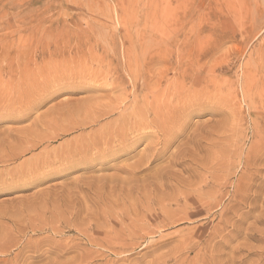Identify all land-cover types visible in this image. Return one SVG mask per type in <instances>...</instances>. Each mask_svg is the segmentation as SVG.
Segmentation results:
<instances>
[{
  "label": "rangeland",
  "instance_id": "374dc122",
  "mask_svg": "<svg viewBox=\"0 0 264 264\" xmlns=\"http://www.w3.org/2000/svg\"><path fill=\"white\" fill-rule=\"evenodd\" d=\"M263 51L264 0H0V264H264Z\"/></svg>",
  "mask_w": 264,
  "mask_h": 264
},
{
  "label": "bare ground",
  "instance_id": "6f19581e",
  "mask_svg": "<svg viewBox=\"0 0 264 264\" xmlns=\"http://www.w3.org/2000/svg\"><path fill=\"white\" fill-rule=\"evenodd\" d=\"M120 15V14H119ZM66 25V24H65ZM164 49V48H163ZM167 49V48H166ZM169 50V49H168ZM164 52H165V50H163ZM187 51V50H186ZM124 52H126V51H124ZM130 52V51H129ZM132 52H133V50H132ZM167 52V51H166ZM169 52H170V50H169ZM188 52V51H187ZM264 52V51H263ZM154 53V52H153ZM128 54V53H127ZM151 54H152V52H151ZM159 54V53H158ZM161 54V53H160ZM189 55H191L190 53H188ZM148 55H150V54H148ZM162 55V54H161ZM160 55V56H161ZM188 55V56H189ZM200 55V54H199ZM129 56V55H128ZM147 56V55H146ZM151 56H153V55H151ZM163 56V55H162ZM201 56V55H200ZM148 57V56H147ZM147 57H145L144 59H146ZM166 57V56H165ZM164 57V58H165ZM190 57H192V56H190ZM261 57V56H260ZM156 57H154V59H155ZM148 59H149V57H148ZM150 59L152 60L153 58H151L150 57ZM153 59V60H154ZM159 59V58H158ZM191 59H193V58H191ZM147 60V59H146ZM152 60V61H153ZM157 60V59H156ZM162 60V59H161ZM161 60L159 59V61L161 62ZM200 60V59H199ZM264 60V59H263ZM142 61V60H141ZM260 61V60H259ZM150 62V61H149ZM182 61H179V63H181ZM188 62H189V60H188ZM198 62V61H197ZM196 62V63H197ZM125 63V62H124ZM127 63V62H126ZM135 63V62H134ZM142 63V62H141ZM193 63V62H192ZM191 63V64H192ZM264 63V62H263ZM122 64V63H121ZM131 64H132V62H131ZM131 64H129V65H131ZM144 64V63H143ZM147 64V63H146ZM149 64V63H148ZM151 64V63H150ZM154 64H156V63H154ZM183 64V63H182ZM181 64V65H182ZM189 64V63H188ZM194 64V63H193ZM261 64H262V62H261ZM128 65V64H127ZM133 65V64H132ZM136 65V64H135ZM145 65V64H144ZM140 66V65H139ZM147 66V65H146ZM186 66H187V63H186ZM185 66V67H186ZM189 66V65H188ZM257 66H258V64H257ZM263 66V65H262ZM142 67H144V66H142ZM150 67V70H151V66H149ZM182 67V66H181ZM183 67H184V65H183ZM184 67V68H185ZM153 68V67H152ZM202 68V67H201ZM258 68V67H257ZM127 69V68H126ZM153 69H155V68H153ZM153 69H152V71H153ZM179 69H181V68H179ZM134 70V69H133ZM139 70V69H138ZM142 70V69H141ZM150 70H148V71H150ZM129 71V70H128ZM131 71V70H130ZM137 71V70H136ZM146 71H147V69H146ZM151 71V72H152ZM184 71V70H183ZM188 71V70H187ZM198 71L199 70H197V73H198ZM211 71V70H210ZM142 72V71H141ZM178 72H181V71H179L178 70ZM186 72V71H185ZM132 73V72H131ZM146 73V72H145ZM153 73V72H152ZM160 73H161V71H160ZM184 73V72H183ZM188 73V72H187ZM205 73H207V72H205ZM208 73H210V72H208ZM207 73V75H210V74H208ZM133 74V73H132ZM151 74V73H150ZM179 74V73H178ZM185 74V73H184ZM199 74V73H198ZM130 75V74H129ZM142 75H143V73H142ZM156 75V74H155ZM157 75H159V74H157ZM160 75H162V74H160ZM160 75H159V77H160ZM164 75V77H165V74H163ZM175 75V74H174ZM193 75V74H192ZM205 75V74H204ZM211 75H212V73H211ZM210 75V76H211ZM135 76V75H134ZM138 76V75H137ZM264 76V75H263ZM151 77V76H150ZM176 77V76H175ZM188 77H190V76H188ZM133 78V77H132ZM149 78V77H148ZM147 78V79H148ZM151 78H154L153 77V75H152V77ZM163 78V77H162ZM172 78H174V77H172ZM179 78H181V77H179ZM196 78V77H195ZM206 78V77H205ZM204 78V79H205ZM139 79V78H138ZM155 79H157V78H155ZM165 79V78H164ZM177 79V78H176ZM189 79V78H188ZM199 79V78H198ZM256 79V78H255ZM261 80H262V78H260ZM264 79V78H263ZM140 80V79H139ZM158 80H159V78L157 79V82H158ZM177 80H179V79H177ZM192 80V79H191ZM212 80V79H211ZM217 80V79H216ZM147 81V80H146ZM162 81V80H161ZM165 81V80H164ZM168 81V80H167ZM188 81V80H187ZM201 81H202V79H201ZM205 81H207L206 79H205ZM120 82V81H119ZM138 82V81H137ZM156 82V84H154V85H157L158 83ZM186 82V81H185ZM189 82H190V80H189ZM209 82V81H208ZM217 82V81H216ZM256 82V81H255ZM131 83V82H130ZM152 83V82H151ZM153 83H155V82H153ZM172 83V82H171ZM193 83V82H192ZM198 83V82H197ZM245 83V82H244ZM254 83V82H253ZM262 83V82H261ZM141 84V83H140ZM168 84V83H167ZM176 84V83H175ZM204 85H205V83H203ZM207 84V83H206ZM209 84V83H208ZM147 85V84H146ZM151 85V84H150ZM198 85V84H197ZM215 85H219V84H215ZM261 85V84H260ZM133 86V85H132ZM158 86V85H157ZM255 86V85H254ZM148 87V86H147ZM150 87V86H149ZM151 87H153V86H151ZM170 87L171 86H169V88L168 89H170ZM206 87V86H205ZM208 87H209V85H208ZM219 87V86H218ZM155 88V87H154ZM165 88V87H164ZM172 88V87H171ZM177 88H181V87H177ZM184 88V87H183ZM182 88V89H183ZM188 88V87H187ZM200 88H201V86H200ZM249 88H251L250 87V84H249ZM262 88V87H261ZM141 89V88H140ZM143 89H144V87H143ZM150 89V88H149ZM159 89H161V88H159ZM166 89V88H165ZM197 89V88H196ZM155 90V89H154ZM157 90V89H156ZM179 90H181V89H179ZM184 90H186L185 88H184ZM216 90H217V88H216ZM219 90V89H218ZM221 90V89H220ZM220 90H219V92H220ZM247 90V89H246ZM259 90V89H258ZM261 90V89H260ZM259 90V91H260ZM147 91V90H146ZM151 91H153V90H151ZM175 91V90H174ZM203 91H205V90H202V92ZM212 91H213V89H212ZM215 91V90H214ZM222 91H223V89H222ZM256 91V90H255ZM264 91V90H263ZM144 92V91H143ZM142 92V93H143ZM158 92H159V90H158ZM157 92V93H158ZM162 92H163V90H162ZM171 92H172V90H171ZM170 92V93H171ZM176 92V91H175ZM184 92V91H183ZM183 92H179V93H182V97H183ZM202 92H200V93H202ZM211 92V91H210ZM216 92L217 91H215V93L214 94H216ZM124 93H126V92H124ZM147 93V92H146ZM166 93V92H165ZM174 93V92H173ZM192 93H193V91H192ZM206 93V92H205ZM204 93V94H205ZM136 94V93H135ZM137 94H140V93H138L137 92ZM152 94V93H151ZM187 94V93H186ZM185 94V95H186ZM197 94V93H196ZM208 94V93H207ZM221 94V93H220ZM144 95V94H143ZM142 95V96H143ZM150 95V94H149ZM210 95H212V92L210 93ZM217 95V94H216ZM216 95H214L213 97H215ZM263 95V94H262ZM134 96V95H133ZM137 96V95H136ZM135 96V97H136ZM141 96V95H140ZM139 96V97H140ZM151 97L149 98H147V95L145 96H143L141 99H140V101H141V103H140V105H144V106H142L143 107V111H144V115L143 114H140V112H142V110H141V108H139V106H137V103H135V105H134V109H133V112L134 113H132L133 114V116L131 115L130 117V119H129V121L131 120V122H132V124L133 125H135L136 126V124H137V122L139 121V118L140 119H143L144 117H145V121H147L148 120V125L150 126L151 125V127H152V125H157V126H164L165 128V131L167 132V130H168V128L166 127L167 125H177V124H181L184 120L186 121V119H185V115H182V113H183V111L185 110V108H186V106H187V101H186V98H182L181 97V94H179V95H166V94H152V95H150ZM201 96V95H200ZM199 96V97H200ZM220 97H221V95H219ZM123 97V96H122ZM124 97H125V94H124ZM146 97V98H145ZM186 97V96H185ZM192 97V96H191ZM199 97H197V98H199ZM209 97V96H208ZM208 97H205L206 99H204V100H207V98ZM220 97H218V99L220 98ZM132 98V97H131ZM195 98V95H194V97H193V99ZM210 98H212V96L210 97ZM210 98H208V99H210ZM216 98V97H215ZM262 98V97H261ZM117 100H119L120 98H116ZM126 99V98H125ZM125 99H123V100H125ZM130 99V98H129ZM185 99V101H183ZM250 99H251V97H250ZM260 99V98H259ZM121 100V99H120ZM119 100V101H120ZM139 100V99H138ZM137 100V101H138ZM195 100V99H194ZM196 100H198V99H196ZM195 100V101H196ZM201 100V99H200ZM204 100L202 101V102H204ZM210 100H212V99H210ZM216 100H217V98H216ZM249 100V99H248ZM256 100H257V98H256ZM261 100V99H260ZM260 100H257L256 102H258V101H260ZM208 101V100H207ZM207 101H205V102H207ZM249 101H252V100H249ZM254 101H255V99H254ZM121 102H122V100H121ZM190 102H193V101H191L190 100ZM198 102V101H197ZM209 102V101H208ZM207 102V103H208ZM261 102H263V100L261 101ZM125 103V102H124ZM195 103V102H194ZM199 103V102H198ZM220 103H221V101H220ZM264 103V102H263ZM201 104H203V103H201ZM216 104V103H215ZM261 104V103H260ZM110 105V104H109ZM198 105V104H197ZM208 105V104H207ZM220 105V104H219ZM108 106V105H107ZM111 106H112V104H111ZM110 106V107H111ZM117 106H118V103H117ZM194 106H196V104H194ZM261 106H262V104H261ZM124 107H125V104H124ZM202 107V106H201ZM259 108H260V106H258ZM264 107V106H263ZM113 108V107H112ZM126 108V107H125ZM190 108H192V107H190ZM189 108V109H190ZM114 109V108H113ZM118 109V108H117ZM131 109H132V106H131ZM130 109V110H131ZM110 110V109H109ZM108 110V111H109ZM188 110V109H187ZM262 110H264V109H262ZM107 111V110H106ZM105 111V112H106ZM185 112V111H184ZM192 112V111H191ZM108 113V112H107ZM125 113V112H124ZM179 113H181L180 115H179ZM187 113V112H186ZM224 113V112H223ZM102 114H104L103 112H102ZM101 114V115H102ZM193 114V113H192ZM198 114V113H197ZM259 114V113H258ZM89 115V114H88ZM129 115V114H128ZM188 115V114H187ZM222 115V114H221ZM257 115V114H256ZM225 116V115H224ZM262 116V115H261ZM264 116V115H263ZM89 117H90V115H89ZM97 117V116H96ZM129 117V116H128ZM134 117V118H133ZM226 117V116H225ZM224 117V118H225ZM94 118V117H93ZM123 119H124V116L122 117ZM187 118V117H186ZM224 118H222V119H224ZM264 118V117H263ZM82 120V119H81ZM93 120V119H92ZM91 120V121H92ZM117 120H118V118H117ZM120 120H121V118H120ZM125 120V119H124ZM144 120H140V121H142V125H143V121ZM221 120V119H220ZM227 119L225 118V121H226ZM261 120V119H260ZM259 120V121H260ZM98 121V120H97ZM122 121V120H121ZM120 121V122H121ZM222 121V120H221ZM82 122V121H81ZM128 122V121H127ZM130 122V123H131ZM109 123V122H108ZM123 123H125V121H123ZM139 123V122H138ZM141 123V122H140ZM261 123H262V121H261ZM89 124V123H88ZM113 124V123H112ZM117 124H122V123H117ZM127 124V123H126ZM131 124V125H132ZM144 124H146V123H144ZM185 124V123H184ZM219 124H221V122L219 123ZM85 125V124H84ZM111 125V124H110ZM116 125V124H115ZM127 125H130V124H127ZM132 125V126H133ZM147 125V124H146ZM147 125V126H148ZM82 126V125H81ZM111 126H113V125H111ZM125 126V125H124ZM148 126V128L150 129V127ZM153 126V127H154ZM217 126H218V128H219V125H218V123H217ZM224 126H226V125H224ZM105 127V126H104ZM116 127V129H117V125L116 126H114V128ZM139 127V126H138ZM145 127V126H144ZM262 127V126H261ZM101 128H102V126H101ZM105 128H108V127H105ZM118 128H119V125H118ZM140 128V127H139ZM138 128V130H140ZM171 128V127H170ZM169 128V129H170ZM172 128H175V127H172ZM184 128V127H183ZM263 128H264V125H263ZM112 129V128H111ZM114 129L115 131H117V130H119V129ZM121 129V128H120ZM125 129V128H124ZM144 129L147 131V129H146V127L145 128H143V131H144ZM154 129H157V128H155L154 127ZM160 129V128H159ZM167 129V130H166ZM187 129V128H186ZM225 129V128H224ZM68 130V129H67ZM110 130V129H109ZM108 130V131H109ZM127 130V129H126ZM133 130V129H132ZM135 130V129H134ZM142 130V129H141ZM152 130H153V128H152ZM161 130V129H160ZM171 130V129H170ZM103 131V130H102ZM112 131V130H111ZM115 131H113V132H115ZM120 131V130H119ZM118 131V132H119ZM142 131V132H143ZM169 131V130H168ZM259 131V130H258ZM257 131V132H258ZM263 131V130H262ZM121 132H122V130H121ZM134 132V131H133ZM153 132V131H152ZM151 132V133H152ZM155 132V131H154ZM160 132V131H159ZM178 132V131H177ZM176 131H175V133H177ZM110 133H112V132H110ZM110 133H108L109 135H111ZM120 133V132H119ZM118 133V134H119ZM136 133V132H135ZM139 133V132H138ZM150 133V132H149ZM156 133V132H155ZM162 133V132H161ZM179 133V132H178ZM182 133V132H181ZM191 133V132H190ZM264 133V132H263ZM97 134V133H96ZM116 134V133H115ZM140 134V133H139ZM138 134V135H139ZM144 134H145V132H144ZM147 134H148V132H147ZM158 134V133H157ZM167 134V133H166ZM165 134V135H166ZM172 134H174V129H173V133ZM188 135H189V132L187 133ZM218 134V133H217ZM261 134V133H260ZM95 135V134H94ZM109 135H107L108 137H109ZM112 135H114V133L112 134ZM136 135V134H135ZM156 135V134H155ZM169 134H167L166 135V137L168 136ZM175 135V134H174ZM255 135H256V133H255ZM257 135H259V134H257ZM115 136V135H114ZM141 136V135H140ZM139 136V137H140ZM143 136V135H142ZM147 136V135H146ZM145 136V137H146ZM154 136V135H153ZM156 136H158V135H156ZM186 136V135H185ZM196 136V135H195ZM217 136V135H216ZM101 137V136H100ZM113 137V136H112ZM124 137V136H123ZM128 137V136H127ZM136 137L137 136H135V139H136ZM159 137V136H158ZM157 137V138H158ZM161 137H163V136H161ZM169 137H170V135H169ZM171 137H173L172 135H171ZM176 137H178V136H176ZM192 138L194 137V136H191ZM197 137V136H196ZM259 137H260V135H259ZM94 138V137H93ZM102 138V137H101ZM111 138V137H110ZM109 138V139H110ZM131 138V137H130ZM134 138V137H133ZM168 138V137H167ZM190 138V137H189ZM188 138V139H189ZM192 138L190 139V141H189V144L188 145H190V142L192 141ZM195 138V137H194ZM193 138V139H194ZM209 138H210V136H209ZM213 138V137H212ZM96 141H97V139L96 138H94ZM108 139V138H107ZM109 139H108V141H109ZM112 139V138H111ZM110 139V140H111ZM114 140L115 139H117L116 137L115 138H113ZM121 139H123L122 137H121ZM126 139H128V140H130L129 138H124V140H126ZM165 138H163V140H164ZM188 139L187 140H185L184 139V141L186 142V141H188ZM208 139V138H207ZM159 140V139H158ZM166 140V139H165ZM168 140H170V139H168ZM173 140H174V138H173ZM197 140H198V138H197ZM263 140V139H262ZM95 141V142H96ZM104 141H105V136H104ZM116 141H118V139L116 140ZM115 141V142H116ZM122 141V140H121ZM121 141H119V142H121ZM172 141V140H171ZM200 141H202V140H200ZM209 141V140H208ZM106 142V141H105ZM124 142V141H123ZM123 142H121L120 144H121V146H123ZM134 142V141H133ZM137 142V141H136ZM152 142V141H151ZM155 142V141H154ZM160 142V141H159ZM193 142V141H192ZM212 142V141H211ZM256 142V141H255ZM112 143V142H111ZM116 143H118V142H116ZM132 143V142H131ZM153 143V142H152ZM166 143V142H165ZM197 143V142H196ZM213 143V142H212ZM262 143H263V141H262ZM94 144V143H93ZM107 144V143H106ZM109 145H111L110 143H108ZM126 144V143H125ZM151 144V143H150ZM154 144V143H153ZM153 144H151V145H153ZM157 144V143H156ZM186 144V143H185ZM198 144V143H197ZM261 144V143H260ZM264 144V143H263ZM114 146H117V145H115V144H113ZM127 145V144H126ZM125 145V146H126ZM158 145V144H157ZM163 145V144H162ZM165 145V144H164ZM168 145H169V142H168ZM192 145H194V144H192ZM196 145V144H195ZM199 145V144H198ZM262 145V144H261ZM108 146V145H107ZM124 146V147H125ZM150 146V145H149ZM160 146V145H159ZM153 147H156V146H154L153 145ZM152 147V148H153ZM164 147V146H163ZM177 147V146H176ZM261 147V146H260ZM32 148V147H31ZM81 147H79V149H80ZM83 148V147H82ZM103 148V147H102ZM115 148V147H114ZM151 148V147H150ZM158 148V147H157ZM161 148V147H160ZM159 148V149H160ZM165 148H166V146H165ZM164 148V149H165ZM196 148V147H195ZM199 148H200V146H199ZM198 148V149H199ZM255 148V147H254ZM254 148L251 150L250 149V151L252 152L253 150H254ZM69 149H72V148H69ZM163 149V148H162ZM256 149V148H255ZM257 150H259V149H257ZM262 150V149H261ZM78 151V150H77ZM186 151V150H185ZM67 152H68V150H67ZM87 152V151H86ZM85 152V153H86ZM254 152H255V150H254ZM261 152V151H260ZM262 152H264V151H262ZM185 153V152H184ZM253 153V152H252ZM251 153V154H252ZM258 153H259V151H258ZM64 154V153H63ZM62 154V155H63ZM71 154V153H70ZM70 154H68V155H70ZM189 154H190V152H189ZM250 154V153H249ZM256 154V153H255ZM261 154V153H260ZM183 155V154H182ZM257 156H259V154H256ZM256 155H254L253 154V156H256ZM249 156V155H248ZM252 156V155H251ZM261 156V155H260ZM263 157H264V155H262ZM185 158V157H184ZM253 157H251V160H258V159H255V157H254V159H252ZM258 158V157H257ZM260 158V157H259ZM182 159V158H181ZM245 159H247L248 160V158H247V156H246V158ZM263 158H261V160H262ZM251 160H250V162L249 163H251ZM254 161V162H255ZM260 161V160H259ZM246 162V161H245ZM253 162V161H252ZM77 163V162H76ZM257 163V162H256ZM142 165V164H141ZM249 165V164H248ZM256 165H259V163H257ZM253 166V165H252ZM251 166V167H252ZM260 166H261V164H260ZM255 167V166H254ZM259 167V166H258ZM246 168V167H245ZM247 168H248V166H247ZM256 168V167H255ZM257 171V170H256ZM239 187V186H238ZM237 188V187H236ZM238 190V189H237ZM212 192V191H211ZM210 193V192H209ZM199 200V199H198ZM195 201H196V199H195ZM133 228H134V226H133ZM114 231V230H113ZM118 231V230H117ZM108 232V231H107ZM118 232H120V231H118ZM116 233V232H115ZM95 234V233H94ZM110 234H111V232H110ZM112 234H114V233H112ZM111 234V235H112ZM101 235V234H100ZM99 236V235H98ZM103 236V235H102ZM107 237V236H106ZM108 237H110V236H108ZM116 237V236H115ZM118 237V236H117ZM121 237V236H120ZM100 238V237H99ZM98 238V239H99ZM108 239V238H107ZM110 241L112 242V243H114L115 241V238L112 240V238L110 237ZM117 239V238H116ZM94 240V239H93ZM109 240V239H108ZM119 240V239H118ZM110 241H107V242H109L110 243ZM117 241V240H116ZM120 241H121V238H120ZM122 242V241H121ZM117 242H115V244H116ZM119 243V242H118ZM121 244V243H120ZM119 245V244H118ZM117 246V245H116ZM113 247V246H112ZM115 247V246H114ZM119 247V246H118ZM120 247H122V246H120ZM123 248V247H122ZM113 249V248H112ZM115 249V248H114ZM116 251V250H115Z\"/></svg>",
  "mask_w": 264,
  "mask_h": 264
}]
</instances>
